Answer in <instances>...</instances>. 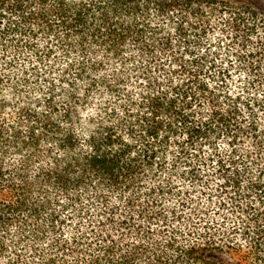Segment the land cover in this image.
Listing matches in <instances>:
<instances>
[{
  "label": "trees",
  "instance_id": "trees-1",
  "mask_svg": "<svg viewBox=\"0 0 264 264\" xmlns=\"http://www.w3.org/2000/svg\"><path fill=\"white\" fill-rule=\"evenodd\" d=\"M0 264H264V0H0Z\"/></svg>",
  "mask_w": 264,
  "mask_h": 264
}]
</instances>
